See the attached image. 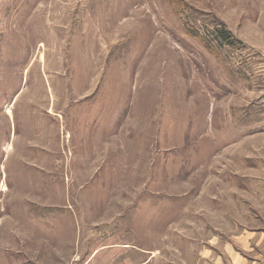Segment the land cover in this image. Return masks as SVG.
<instances>
[{
	"label": "rangeland",
	"instance_id": "obj_1",
	"mask_svg": "<svg viewBox=\"0 0 264 264\" xmlns=\"http://www.w3.org/2000/svg\"><path fill=\"white\" fill-rule=\"evenodd\" d=\"M253 260L264 0H0V264Z\"/></svg>",
	"mask_w": 264,
	"mask_h": 264
},
{
	"label": "trees",
	"instance_id": "obj_2",
	"mask_svg": "<svg viewBox=\"0 0 264 264\" xmlns=\"http://www.w3.org/2000/svg\"><path fill=\"white\" fill-rule=\"evenodd\" d=\"M217 29L215 30L216 33V37L220 40V41H225L228 44H232L234 41L232 38V32L230 30H228L226 27L224 26H220V27H216Z\"/></svg>",
	"mask_w": 264,
	"mask_h": 264
},
{
	"label": "crops",
	"instance_id": "obj_3",
	"mask_svg": "<svg viewBox=\"0 0 264 264\" xmlns=\"http://www.w3.org/2000/svg\"><path fill=\"white\" fill-rule=\"evenodd\" d=\"M4 187V186H3ZM259 262L258 261H248V262H243V261H239L238 263L236 264H258ZM205 264H209V263H205ZM214 264H217L216 262Z\"/></svg>",
	"mask_w": 264,
	"mask_h": 264
}]
</instances>
